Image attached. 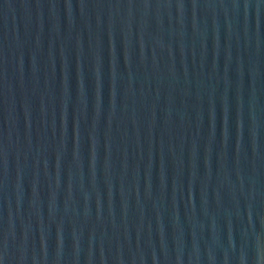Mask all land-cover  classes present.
Wrapping results in <instances>:
<instances>
[{"label":"water","instance_id":"obj_1","mask_svg":"<svg viewBox=\"0 0 264 264\" xmlns=\"http://www.w3.org/2000/svg\"><path fill=\"white\" fill-rule=\"evenodd\" d=\"M0 264H264V0H0Z\"/></svg>","mask_w":264,"mask_h":264}]
</instances>
